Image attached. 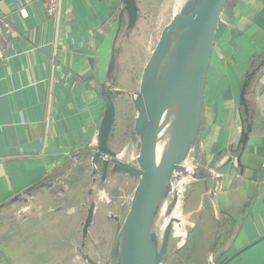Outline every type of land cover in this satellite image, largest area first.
<instances>
[{
  "label": "crops",
  "instance_id": "obj_1",
  "mask_svg": "<svg viewBox=\"0 0 264 264\" xmlns=\"http://www.w3.org/2000/svg\"><path fill=\"white\" fill-rule=\"evenodd\" d=\"M124 7L123 0H61L53 19L45 0H0V16L11 22L0 65V218L7 220L0 221V264H80L83 243L96 254L100 226L118 230L122 216L109 218L95 205L88 241L83 234L95 204L87 207L90 146L106 110L102 87ZM116 117L112 148L125 129L129 138L136 114L131 124L129 115ZM190 159L197 179L162 264H264V0H230L221 15ZM60 178L70 189L58 199L52 182ZM111 181H124V193L136 182L125 174L105 185ZM31 198H48L40 202L48 211L18 218Z\"/></svg>",
  "mask_w": 264,
  "mask_h": 264
},
{
  "label": "water",
  "instance_id": "obj_2",
  "mask_svg": "<svg viewBox=\"0 0 264 264\" xmlns=\"http://www.w3.org/2000/svg\"><path fill=\"white\" fill-rule=\"evenodd\" d=\"M123 1L127 28L132 30L139 17L137 2ZM228 1L185 0L163 29L133 100L136 117L129 139L136 138L140 145L134 165L123 161L110 146L116 121L112 96L115 55L112 58L102 87L106 110L97 147L91 152L93 163L98 166L94 173L100 175L103 183L111 176L125 174L137 186L104 264H162L168 254L176 220L162 201L185 172L184 164L198 142L215 37ZM245 88L246 85L242 104ZM247 138L245 134V141ZM94 212L92 204L84 238L89 235ZM84 247L85 243L78 250L82 259L88 264H100L84 253Z\"/></svg>",
  "mask_w": 264,
  "mask_h": 264
},
{
  "label": "rangeland",
  "instance_id": "obj_3",
  "mask_svg": "<svg viewBox=\"0 0 264 264\" xmlns=\"http://www.w3.org/2000/svg\"><path fill=\"white\" fill-rule=\"evenodd\" d=\"M136 2L139 9V17L135 27L132 30H128L126 17V22L124 21L123 28L119 32L117 41L115 42V59L117 62L115 75L113 76V91L120 93V95H117L116 97L114 96V98H116V116L117 111L120 114V117H122V115H129L130 121L128 124H131V120L133 121L136 114L133 100L134 96L138 93L137 83L141 79V72L155 49L163 29L171 22L174 14L178 13L181 0H136ZM128 134L129 129H125L120 142L113 146V148L111 147V149L120 155L126 147L131 145L130 147L132 148L135 158L126 162L134 165L136 164V158L139 154L140 145L136 138L129 140ZM88 165H90V169L93 171V165L95 164L93 163L92 158ZM94 177L95 173L93 171V179ZM52 183L55 189H58L59 187L61 189L58 193V199L63 197L70 189L66 178L57 179ZM105 183L102 182L100 177L97 180H94L91 187V198L87 202V207L90 206L92 202H94L96 206L98 205V207H103L105 205L103 207L104 213L109 218L114 219L113 217L122 216L121 219H124L129 210L130 201L133 195L132 193L135 185H137V182L132 181L128 187L125 186V193L119 189L124 186V181H115L108 183L107 185H105ZM187 184L189 183H185V185ZM117 190L118 197L117 199H114L112 197V193ZM40 202L48 204L49 200L48 198H44L39 201L36 198L35 200L31 198L27 201V203L32 205H28L27 209H24L27 207L26 202L23 203L22 201L21 204H24L22 206L24 208L18 212V215L21 217H18L16 213L18 209H15L16 216L23 220H27L30 217L38 215L42 216L48 211V209L46 208V210ZM55 209L56 208H51L49 209V212L50 210L53 212ZM0 221L6 222L7 220L2 217L0 218ZM95 232L96 235L93 236V238H95L98 243V246L96 247L98 255L101 260L106 261L117 232L110 226L109 228L105 227V225H103V227L100 226ZM86 240L88 241L89 239L87 238ZM84 253L87 254L86 247L84 248ZM91 257L93 259L95 258L92 254Z\"/></svg>",
  "mask_w": 264,
  "mask_h": 264
},
{
  "label": "built area",
  "instance_id": "obj_4",
  "mask_svg": "<svg viewBox=\"0 0 264 264\" xmlns=\"http://www.w3.org/2000/svg\"><path fill=\"white\" fill-rule=\"evenodd\" d=\"M46 3V11L47 15L53 19H60L61 17V0H45ZM11 28V22L8 18L0 16V65L5 63L8 59V50L10 47V39H9V30ZM92 145L90 148L92 151H94L97 147V139L91 143ZM107 159V158H106ZM192 166V181L197 179V171L198 166L194 162L190 165ZM93 171H98V166L93 165ZM100 177V175H96L94 177V180H97ZM190 182V183H191ZM189 183V184H190ZM187 190V187H186ZM185 192L183 193V200L185 198ZM131 202V201H130ZM94 260L100 264H104L106 261H103L100 259L98 252L94 255ZM80 259V264H88L86 261H84L82 258L78 257Z\"/></svg>",
  "mask_w": 264,
  "mask_h": 264
},
{
  "label": "bare ground",
  "instance_id": "obj_5",
  "mask_svg": "<svg viewBox=\"0 0 264 264\" xmlns=\"http://www.w3.org/2000/svg\"><path fill=\"white\" fill-rule=\"evenodd\" d=\"M185 0H181L179 11L184 4ZM178 11V12H179ZM175 15V14H174ZM129 145L125 148L124 151L119 155V157L126 161H129L130 159H134V155L132 152V148ZM129 163V162H128ZM193 163V161L189 158L185 164V172L182 174L181 177H179L175 182V187L171 192L165 193L162 201V205L168 208V213L173 216V218L178 221L180 219V210L183 205V193L186 190V187L189 185H185V183H190L192 181V166H190ZM112 182V181H111ZM185 185V186H184ZM110 187V186H109ZM111 194V193H110ZM111 196V195H110ZM109 198V197H108ZM119 199V198H118ZM121 199V198H120ZM105 206V205H104ZM103 206V207H104ZM122 207V206H121ZM104 210V208H103ZM112 211V210H111ZM100 212V211H99ZM103 214V213H102ZM106 215V214H105ZM104 215V216H105ZM102 217V216H101ZM104 218V217H103ZM97 237V236H96Z\"/></svg>",
  "mask_w": 264,
  "mask_h": 264
},
{
  "label": "trees",
  "instance_id": "obj_6",
  "mask_svg": "<svg viewBox=\"0 0 264 264\" xmlns=\"http://www.w3.org/2000/svg\"><path fill=\"white\" fill-rule=\"evenodd\" d=\"M228 2H230V0H229ZM227 4H228V3H227ZM122 17H123V16H122ZM123 18H124V17H123ZM123 18H122V19H123ZM122 19H121V20H122ZM114 95H115V91H113V93H112L113 98H114ZM247 109L249 110V107H248V106H247ZM249 114H250V111H249V113H248L247 116L245 115V118H247V117L249 116Z\"/></svg>",
  "mask_w": 264,
  "mask_h": 264
}]
</instances>
